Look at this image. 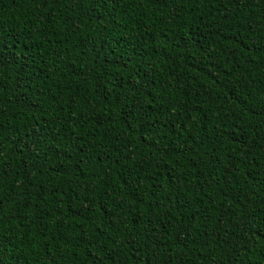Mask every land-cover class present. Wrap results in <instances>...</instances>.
I'll return each mask as SVG.
<instances>
[{"label": "trees", "instance_id": "1", "mask_svg": "<svg viewBox=\"0 0 264 264\" xmlns=\"http://www.w3.org/2000/svg\"><path fill=\"white\" fill-rule=\"evenodd\" d=\"M261 232L264 0H0V264H264Z\"/></svg>", "mask_w": 264, "mask_h": 264}, {"label": "snow or ice", "instance_id": "2", "mask_svg": "<svg viewBox=\"0 0 264 264\" xmlns=\"http://www.w3.org/2000/svg\"><path fill=\"white\" fill-rule=\"evenodd\" d=\"M118 102H123V98H119V101ZM134 119H136V117H134ZM143 120H144V123L147 124V115H145L143 117ZM129 127H132V122H129ZM149 131H151V128L148 129ZM154 138V137H153ZM140 167H143V164H140ZM261 235H264V232H261Z\"/></svg>", "mask_w": 264, "mask_h": 264}]
</instances>
